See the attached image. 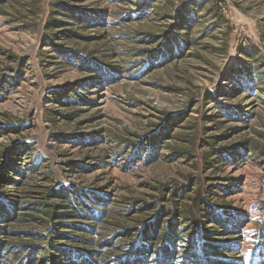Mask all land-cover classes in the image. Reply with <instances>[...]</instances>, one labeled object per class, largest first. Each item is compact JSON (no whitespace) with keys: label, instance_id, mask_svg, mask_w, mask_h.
Segmentation results:
<instances>
[{"label":"rangeland","instance_id":"1","mask_svg":"<svg viewBox=\"0 0 264 264\" xmlns=\"http://www.w3.org/2000/svg\"><path fill=\"white\" fill-rule=\"evenodd\" d=\"M68 189L105 213L52 220ZM0 193L19 201L5 239L32 264H53L51 241L124 255L122 231L162 204L189 264L179 215L198 193L224 209V224L203 211L218 254L264 264V0H0Z\"/></svg>","mask_w":264,"mask_h":264},{"label":"trees","instance_id":"2","mask_svg":"<svg viewBox=\"0 0 264 264\" xmlns=\"http://www.w3.org/2000/svg\"><path fill=\"white\" fill-rule=\"evenodd\" d=\"M92 64V63H91ZM113 69L103 66L101 72L107 76L111 74ZM115 73V72H114ZM113 73V74H114ZM160 132V131H159ZM159 134V133H157ZM150 138V140H152ZM151 142V141H150ZM21 176H25L27 172L23 169H17ZM14 183H21V180L10 179ZM61 197L68 201L69 211H61L59 205L48 204L52 207L51 218H85L99 220L105 211L97 206H102L99 202L105 201V197L100 193H92L83 189H68L59 192ZM172 200V199H171ZM158 204V202H155ZM163 205V204H162ZM159 205L157 212L149 219L143 220L133 227L125 228L122 234L134 237V240L127 244L126 254L110 257L109 259H98L95 254L98 252L86 247L73 245H60L49 243L48 247L54 251L48 250L40 257L44 260H51L53 264L61 263L65 260L69 264H177L181 263L180 249V231L177 230L179 222L178 214L175 206L172 204L168 211L163 205ZM27 206H32L27 205ZM19 201L10 195L0 193V264H6L13 261V264H32L38 257L35 251H31L25 257H21L27 245L25 244H9L5 239L6 234H14L16 231L10 229V222L18 217ZM210 211L208 215L211 218L224 224L222 216L224 209L212 205L203 194L198 193L193 198V203L187 214L181 218L186 220L192 229L188 235L190 244L189 264H235L234 260L224 258L217 252L218 248L224 246L218 240L211 239L209 232L203 227V217ZM165 214V215H164ZM171 214V217L164 221L163 217ZM57 224V223H56ZM67 225L93 230L89 224H80L76 222H67ZM226 226V225H225ZM234 228V227H231ZM51 231L62 238H71L75 240H83L82 237L74 236L66 231H58L56 227H52ZM259 236H264V226L259 229ZM119 237L116 235L106 241L108 245L114 246L115 240ZM48 238L53 240L55 237L48 235ZM105 243V244H106ZM104 243L101 247L105 246ZM48 248V249H49Z\"/></svg>","mask_w":264,"mask_h":264}]
</instances>
